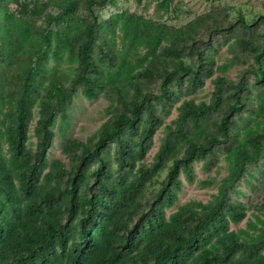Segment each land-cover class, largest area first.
Wrapping results in <instances>:
<instances>
[{
	"label": "trees",
	"instance_id": "obj_1",
	"mask_svg": "<svg viewBox=\"0 0 264 264\" xmlns=\"http://www.w3.org/2000/svg\"><path fill=\"white\" fill-rule=\"evenodd\" d=\"M213 1L0 0V264H264V9Z\"/></svg>",
	"mask_w": 264,
	"mask_h": 264
},
{
	"label": "rangeland",
	"instance_id": "obj_2",
	"mask_svg": "<svg viewBox=\"0 0 264 264\" xmlns=\"http://www.w3.org/2000/svg\"><path fill=\"white\" fill-rule=\"evenodd\" d=\"M247 2V3H246ZM130 8L137 11H153L154 4L150 2V0H129ZM225 3H241L242 6L245 7H253L257 10L264 9V0H225ZM213 4L215 2L213 0H181L180 3V18L176 21H184L194 15L202 11L211 10ZM240 67H236L232 69L228 76L230 79H236L239 73ZM213 89V83L209 79L206 82L205 88L203 91L199 92L196 95L197 100L206 99L209 100L211 96V92ZM107 106V101L103 98L94 101H88L84 99L82 96H79L75 99L72 109V120L71 126L67 129L66 135H61L60 133L57 134L55 139L54 147L51 149L49 156L51 159L55 157H64L62 153V145L66 138L70 137H81L85 139L92 133H94L100 125L107 119L104 116V109ZM58 130V128H56ZM158 144V142H157ZM157 148V147H156ZM156 148L152 152V154L156 151ZM263 164V162H261ZM197 170V177L204 178L206 173L202 171L200 164L196 165ZM219 174L220 177L227 174V170L225 168V162L222 161L218 168H216L212 174L216 175ZM260 177L261 174L258 173ZM240 186L250 195L254 196V192L251 186H247L243 181L240 183ZM217 191V186L202 188L199 185L195 184H187L185 185L184 191L180 196V201L178 204L169 210V213L176 210L178 205L183 204L189 199L197 198L204 201H207L212 198V194ZM241 198L248 202L249 199L246 197ZM239 226L245 227L246 221L242 222ZM236 227V226H235Z\"/></svg>",
	"mask_w": 264,
	"mask_h": 264
}]
</instances>
